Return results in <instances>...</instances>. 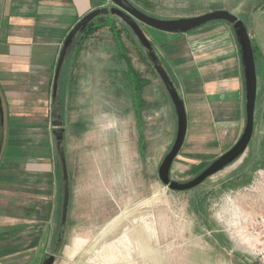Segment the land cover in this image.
Returning a JSON list of instances; mask_svg holds the SVG:
<instances>
[{"label":"rangeland","instance_id":"rangeland-1","mask_svg":"<svg viewBox=\"0 0 264 264\" xmlns=\"http://www.w3.org/2000/svg\"><path fill=\"white\" fill-rule=\"evenodd\" d=\"M129 1L156 18L196 16L218 9L236 15L263 57L257 56L256 62V123L264 118V0ZM109 4L99 0L97 7ZM116 22L127 58L149 81L142 96L148 104L142 112L146 152L138 148L126 65L115 37L102 27L71 54L62 83L70 198L67 227L54 264H262L242 251L245 236L231 235L226 225L221 226L230 208L220 213L213 205L223 194L222 182L237 176L247 156L237 170L230 172L241 160L190 191L172 192L161 184L157 169L175 139L173 107L132 35L122 31L119 19ZM142 32L156 50L164 39L185 36L146 27ZM184 169L175 165L171 179L186 182L198 172ZM217 212L220 221L215 220ZM68 250L74 253L69 255Z\"/></svg>","mask_w":264,"mask_h":264},{"label":"crops","instance_id":"crops-1","mask_svg":"<svg viewBox=\"0 0 264 264\" xmlns=\"http://www.w3.org/2000/svg\"><path fill=\"white\" fill-rule=\"evenodd\" d=\"M98 1L0 0V264H42L53 243L60 182L51 138L52 78L67 33ZM173 40L159 42L157 51L176 77L188 123L171 173L177 164L197 172L233 146L245 125L238 45L220 21ZM253 132L245 155L230 169L255 151L250 176L222 182L223 194L213 200L220 213L230 208L221 225L230 233L264 212V172L256 176L264 170V118Z\"/></svg>","mask_w":264,"mask_h":264},{"label":"water","instance_id":"water-1","mask_svg":"<svg viewBox=\"0 0 264 264\" xmlns=\"http://www.w3.org/2000/svg\"><path fill=\"white\" fill-rule=\"evenodd\" d=\"M107 1L110 3L109 5L99 6L98 8L90 10L70 28L67 33L68 35L65 37L59 48L60 50L56 58V67L51 85L50 123L52 128L51 138H53V153L56 157L57 167H59L60 201L56 233L52 240L53 243L46 252L42 264L55 263L67 227V210L70 198V182L68 179V167L65 152V123L62 119V104L59 93L61 77L68 64L67 62L74 46L78 44L85 29L93 22L99 20V18H117L132 33L138 47L141 48L146 60L150 63L154 72L159 77L162 86L167 93L170 104L173 107L174 120H176L175 139L171 147L168 149L169 151L163 156L157 169L158 179L168 190L177 193L193 190V188L198 187L208 178L221 172L226 167L235 164L245 155L254 135V115L258 91L255 58L249 32L243 22L239 20L236 15H232L227 10L218 9L216 11H209L196 16L156 18L142 12L129 0ZM218 21L225 23L231 29L235 42L238 45L244 88L245 125L241 132L242 134L229 150L211 161L205 169L200 171L191 180L186 182L175 181L171 179L170 174L173 162L177 158L186 137L188 123V119H186V108L178 84L169 73L156 48L151 44L146 34L142 32V28L146 27L153 29L154 31H160L171 35H181L189 34V32L198 30L204 25ZM3 127V109H1L0 101V152L3 144Z\"/></svg>","mask_w":264,"mask_h":264},{"label":"trees","instance_id":"trees-1","mask_svg":"<svg viewBox=\"0 0 264 264\" xmlns=\"http://www.w3.org/2000/svg\"><path fill=\"white\" fill-rule=\"evenodd\" d=\"M116 21H117V18H110V17H108V18H99V20H97V21L93 22L92 24H90L85 29L83 36L80 38L77 48H75V46H74V49L71 52V54H73L74 51H77L78 48L83 44V42L86 39H88L91 36H93L94 34H96V32L98 30H100V28H102V27H107L110 30V33L113 34V37H115L114 40L118 44V47L120 48V51H121L120 53H121V55L123 57V62L126 65V70L124 72V77L127 80L126 84H128V89H129V91H131L132 106H133V110H134V113H135L136 121H137V124H138V135H139V137H138V148L141 151V153L144 154L146 152V150H145L146 149L145 148V146H146L145 144L146 143H145V136L143 135V132H142V128H143V121H142V114L143 113L142 112H143L144 108L146 106H148V104L145 103V100L143 99L142 96H143V93H144L143 90L146 88V85L149 84V81L146 78L144 79L142 76H140L134 70L132 62H130L129 58H127L126 52L123 50L124 47L122 46L123 44L121 42L122 32H120V29H118V27H117V25H118L117 23L118 22H116ZM122 31L126 32L128 34V36L132 35V33L127 29V27L125 25L122 26ZM132 37H133V35H132ZM136 45H137V43H136ZM137 47H138V45H137ZM252 47H253V55H254V58H255V65H256V62L258 60L257 56H259L260 54L257 52L258 51L257 47H254L253 44H252ZM138 48H139V50L141 52L142 57L144 59H146L144 54H143V52H142V50H141V48L140 47H138ZM255 55H256V57H255ZM260 57L263 58L262 54L260 55ZM164 63H165V61H164ZM148 64H150V63H148ZM68 66L69 65L67 64L66 68L63 71V75L61 77L62 79H61L60 92H59L60 93L61 104H62V94H63L62 93V83H63V79L66 76L65 73H66V71L68 69ZM165 66L167 67L169 73L172 75V71L170 70V68L166 64H165ZM172 76H173L174 80L177 83L176 77H174V75H172ZM256 101H257V98H256ZM256 105H257V103H256ZM255 123H256V118H255L254 126H255ZM254 153H255V151L251 150V153L249 155H247L248 158H247L246 161L244 160L245 162L243 161L244 164H243L240 172L238 173L239 175H242V176L244 175L245 176V174L248 172L249 168L251 169L253 167V165L255 163L254 162V158H255ZM55 167H57L56 157H55ZM206 167L200 169L196 173V175L200 171L205 169ZM57 176H58V181H59V167H57ZM59 201H60V199H59ZM58 215H59V213H58Z\"/></svg>","mask_w":264,"mask_h":264},{"label":"built area","instance_id":"built-area-1","mask_svg":"<svg viewBox=\"0 0 264 264\" xmlns=\"http://www.w3.org/2000/svg\"><path fill=\"white\" fill-rule=\"evenodd\" d=\"M263 172L264 170H258L256 176L258 177ZM253 182H257V178ZM225 231L228 232V229H225ZM237 233L245 236L243 240L246 245L242 247V251L248 253L253 262L259 260L260 263L264 264V212L248 217L243 221L242 227H240ZM236 244L238 246L239 244L241 245L240 241Z\"/></svg>","mask_w":264,"mask_h":264}]
</instances>
